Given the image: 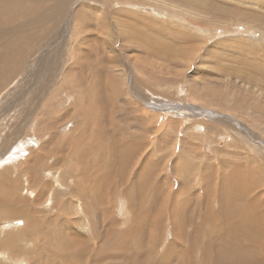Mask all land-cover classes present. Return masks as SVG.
<instances>
[{"label":"rangeland","instance_id":"1","mask_svg":"<svg viewBox=\"0 0 264 264\" xmlns=\"http://www.w3.org/2000/svg\"><path fill=\"white\" fill-rule=\"evenodd\" d=\"M34 10L0 88V264L261 262L264 0Z\"/></svg>","mask_w":264,"mask_h":264},{"label":"bare ground","instance_id":"2","mask_svg":"<svg viewBox=\"0 0 264 264\" xmlns=\"http://www.w3.org/2000/svg\"><path fill=\"white\" fill-rule=\"evenodd\" d=\"M27 1V5L25 4V2ZM58 3V2H57ZM43 4V3H42ZM47 4V3H46ZM37 5H39V0H0V88H2V85H4L5 82L9 81V79L11 78V76H13L14 73L17 72V70L21 67V65L23 64L24 62V57L25 55L27 54V51H23L22 50V46H23V41L25 40H28V38H33L34 36H32L31 33H28L27 32V28L29 27L27 23H24L25 25H22L20 24V22L23 20H29V23H30V27H35V23H36V20H34L38 15L35 13L37 12L36 10H34V13H33V8H36ZM59 7H60V4H58ZM63 6V5H62ZM65 7V6H64ZM39 8V6H38ZM222 10V8H221ZM58 16V15H57ZM30 18V19H28ZM50 20V19H49ZM27 21H23V22H27ZM52 21V20H51ZM38 22V21H37ZM12 27V29L9 28ZM30 32V31H29ZM6 38V40L4 39ZM8 38V39H7ZM37 39V38H36ZM28 43V42H27ZM26 45V44H25ZM26 47V46H25ZM26 50V49H25ZM26 58V57H25ZM261 62V61H260ZM261 64V63H259ZM248 73V72H247ZM247 81V80H246ZM117 93V92H116ZM115 93V94H116ZM115 96V95H114ZM87 107H90L89 109L87 110H90L91 111V115L95 112H93V109L91 107V104L90 106L87 105ZM83 109H85L83 107ZM82 109V110H83ZM114 109V108H113ZM85 110V113L86 111ZM104 111V110H103ZM108 113V111H105V114ZM110 114V113H109ZM90 115V112L87 111V115H85V118H88V116ZM111 115V114H110ZM111 121V120H110ZM116 121V119H115ZM109 124H111V122H109ZM114 125V124H112ZM84 129V128H83ZM85 131V130H84ZM87 132V131H86ZM111 137V136H110ZM77 144V143H76ZM75 144V145H76ZM108 144V143H107ZM85 145V144H84ZM75 147V146H74ZM79 147V146H78ZM89 147V146H88ZM103 147V146H102ZM120 147V146H119ZM77 148V147H76ZM75 148V149H76ZM94 149V148H93ZM114 151V150H113ZM116 151V150H115ZM121 150H119L120 152ZM98 152V151H97ZM96 152V154H97ZM123 152V150H122ZM80 154L82 152H79ZM78 153V154H79ZM85 153V152H84ZM116 153V152H114ZM112 154V153H111ZM76 155V154H75ZM120 155V154H119ZM120 157V156H119ZM121 160L123 159H126L128 160L127 158H129V154L124 156L123 157V154L122 156L120 157ZM131 158V157H130ZM129 158V159H130ZM133 158V157H132ZM131 158V159H132ZM89 159V158H88ZM99 159H101V157H99ZM114 159V158H113ZM89 161V160H88ZM112 161V160H111ZM124 162V161H123ZM131 162V161H130ZM94 163V162H93ZM100 163V162H99ZM90 165V163H89ZM126 166V165H125ZM92 167V166H91ZM127 167V166H126ZM144 168V167H142ZM212 168V167H211ZM92 169V168H91ZM95 169V168H93ZM149 169V168H148ZM141 170V169H140ZM98 171V170H97ZM126 171V170H125ZM124 171V172H125ZM123 172V171H122ZM129 173V172H128ZM127 173V174H128ZM141 173V172H140ZM139 173V175H140ZM148 173V172H147ZM99 174V173H98ZM106 175V174H105ZM148 175V174H147ZM107 176V175H106ZM208 176V175H207ZM128 177V176H127ZM126 177V178H127ZM141 178V177H140ZM208 178V177H207ZM206 178V179H207ZM84 179V178H83ZM142 179V178H141ZM4 181V180H3ZM222 182V181H221ZM16 183H19L18 181ZM208 185V184H207ZM98 186V185H97ZM159 186V185H158ZM223 190V189H222ZM112 194V193H111ZM196 195V193H195ZM209 195V194H208ZM8 196H11V193H9ZM200 196V195H198ZM198 196H195V197H198ZM206 196V195H205ZM155 197V196H154ZM208 197V196H207ZM223 197V196H222ZM10 198V197H9ZM123 199V198H122ZM220 199V197H219ZM219 199H216L214 200L213 204L214 206L217 204L216 202H219L220 203V200ZM223 199V198H222ZM96 200V198H95ZM200 200V199H199ZM198 200V201H199ZM0 204H2V209H4L3 211L6 212L5 208L3 207V205H5V200L3 198H0ZM95 205V204H94ZM151 206V205H150ZM152 207V206H151ZM199 208V207H198ZM206 209V208H205ZM209 212V211H207ZM76 213V212H75ZM219 213H222L221 210H219L217 213H214L213 211L210 212L209 215L212 214V218L214 219L213 222L214 225H212L211 227H215L217 225L216 223V219L218 217V214ZM177 216V215H176ZM208 216V215H206ZM205 217V216H204ZM174 218H176L174 216ZM5 219V218H4ZM177 220V219H176ZM261 221V220H260ZM166 222V220H165ZM169 222V221H168ZM218 222V221H217ZM7 223V221H6ZM172 223V222H171ZM174 223V222H173ZM210 223V222H208ZM165 224V223H164ZM252 224H250L249 226H251ZM210 226V225H208ZM220 226V225H218ZM217 226V227H218ZM195 227V226H193ZM210 228V229H212ZM222 228V227H221ZM178 230V229H177ZM180 231V230H179ZM111 232V231H110ZM130 232V231H129ZM181 232V231H180ZM226 233V232H225ZM223 235V233H222ZM221 235V236H222ZM246 235V234H245ZM263 238H264V234H262ZM180 237V236H179ZM196 238L198 236H195ZM141 238H144V235L141 234L140 236V239L139 241L141 240ZM226 238V236H225ZM71 240V239H69ZM213 240V238H212ZM241 240V239H240ZM14 241V240H13ZM221 241V239H220ZM6 242V241H5ZM219 242V240H218ZM223 242V241H222ZM9 243V242H8ZM13 243V242H12ZM11 244V243H10ZM14 245V244H13ZM175 246V245H174ZM237 245H234L233 247H236ZM123 247V246H122ZM149 247V246H148ZM162 247V246H161ZM193 248V247H192ZM191 248V249H192ZM261 248V247H259ZM174 249V248H172ZM234 250V249H233ZM155 251V250H154ZM192 251V250H191ZM74 252V251H73ZM184 254L186 255L188 252L186 251H183ZM228 252H231V250H228ZM147 253V252H146ZM149 255H152V250L151 252L149 253ZM181 255V254H180ZM11 256V254H10ZM69 256V255H68ZM217 258H218V255H215ZM123 257V256H122ZM139 257V256H138ZM70 258V257H69ZM152 258L154 259V261H156V258H154V256L152 255ZM126 259H129V258H126ZM167 260V258H166ZM188 260V258H187ZM259 262L258 264H264V259H260L258 258ZM72 261V260H71ZM70 263H73V262H70ZM98 263V262H97ZM132 263V262H131ZM209 263V262H208ZM83 264V263H82ZM166 264V263H165ZM173 264V263H172ZM210 264V263H209Z\"/></svg>","mask_w":264,"mask_h":264}]
</instances>
